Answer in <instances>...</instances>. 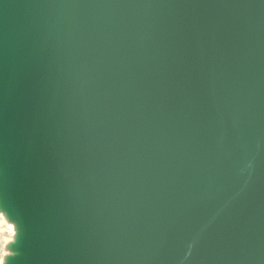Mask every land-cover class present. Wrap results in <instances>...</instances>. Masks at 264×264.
Returning <instances> with one entry per match:
<instances>
[{"label":"water","instance_id":"1","mask_svg":"<svg viewBox=\"0 0 264 264\" xmlns=\"http://www.w3.org/2000/svg\"><path fill=\"white\" fill-rule=\"evenodd\" d=\"M0 213L5 264H264V0H0Z\"/></svg>","mask_w":264,"mask_h":264},{"label":"rangeland","instance_id":"2","mask_svg":"<svg viewBox=\"0 0 264 264\" xmlns=\"http://www.w3.org/2000/svg\"><path fill=\"white\" fill-rule=\"evenodd\" d=\"M4 220H7L3 213H0V261L5 264L7 256L4 253H10V244H6L5 241L11 239L13 241L15 233L11 225L6 224Z\"/></svg>","mask_w":264,"mask_h":264},{"label":"bare ground","instance_id":"3","mask_svg":"<svg viewBox=\"0 0 264 264\" xmlns=\"http://www.w3.org/2000/svg\"><path fill=\"white\" fill-rule=\"evenodd\" d=\"M4 222H5L6 224L11 225L12 228H13V231L18 233V228H17L16 223H14V222H10V221H8V220H4ZM16 228H17V229H16Z\"/></svg>","mask_w":264,"mask_h":264},{"label":"snow or ice","instance_id":"4","mask_svg":"<svg viewBox=\"0 0 264 264\" xmlns=\"http://www.w3.org/2000/svg\"><path fill=\"white\" fill-rule=\"evenodd\" d=\"M5 243L6 244H13V241L11 239H9V240L5 241ZM4 255L7 256L8 258L12 257V253L6 252V253H4ZM0 264H2V261H0Z\"/></svg>","mask_w":264,"mask_h":264}]
</instances>
